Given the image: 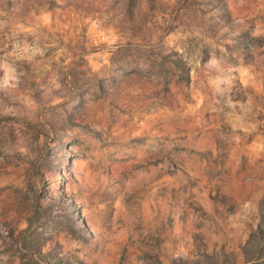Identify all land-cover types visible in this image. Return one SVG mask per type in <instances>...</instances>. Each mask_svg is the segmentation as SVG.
<instances>
[{
  "label": "rangeland",
  "instance_id": "1",
  "mask_svg": "<svg viewBox=\"0 0 264 264\" xmlns=\"http://www.w3.org/2000/svg\"><path fill=\"white\" fill-rule=\"evenodd\" d=\"M0 264H264V0H0Z\"/></svg>",
  "mask_w": 264,
  "mask_h": 264
},
{
  "label": "trees",
  "instance_id": "2",
  "mask_svg": "<svg viewBox=\"0 0 264 264\" xmlns=\"http://www.w3.org/2000/svg\"><path fill=\"white\" fill-rule=\"evenodd\" d=\"M36 212L38 213V206H35ZM36 217H38V214H35ZM33 225V222L31 221L30 227ZM22 246L27 247V243H25L24 241L22 242Z\"/></svg>",
  "mask_w": 264,
  "mask_h": 264
}]
</instances>
